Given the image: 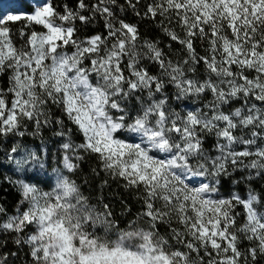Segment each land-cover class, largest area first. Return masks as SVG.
<instances>
[{
  "label": "snow or ice",
  "instance_id": "snow-or-ice-1",
  "mask_svg": "<svg viewBox=\"0 0 264 264\" xmlns=\"http://www.w3.org/2000/svg\"><path fill=\"white\" fill-rule=\"evenodd\" d=\"M140 2L126 0L133 9ZM117 6L78 0L61 13L51 0H37L31 13L0 14V77L7 76L0 142L15 141L5 157L25 177H6L21 199L12 215L0 205L7 217L0 235L26 245L31 264H256L264 256L261 197L251 188L246 199L221 196L219 186L236 171H247L249 181L264 176V0H151L143 15L159 17L160 29L181 46L185 56L175 61L158 42L141 43L138 27L119 19ZM97 16L106 34L81 39L77 21L86 26ZM196 40L207 41L205 55ZM144 61L157 66L156 74ZM169 86L176 101L211 98L177 111ZM65 118L82 143L73 142ZM53 125L64 139L62 167L53 169L55 182L45 191L47 149L41 155L19 138ZM81 152L135 190L142 207L126 227L103 196L91 203L65 174L79 169ZM242 239L250 245L243 251Z\"/></svg>",
  "mask_w": 264,
  "mask_h": 264
},
{
  "label": "trees",
  "instance_id": "trees-1",
  "mask_svg": "<svg viewBox=\"0 0 264 264\" xmlns=\"http://www.w3.org/2000/svg\"><path fill=\"white\" fill-rule=\"evenodd\" d=\"M3 0H0V14L3 13L1 9V3ZM52 4L56 7V9L63 13L64 6L67 5L69 8L75 9L78 4V0H51ZM86 3L91 4L95 3L96 0H85ZM151 0H141V2L136 6L135 9L129 7L126 3V0H118V6L115 11L119 19L125 20V22L134 24L138 27L141 43L143 40L147 39L153 42H158V46L165 52L166 56L169 59L177 60L183 59L185 56L184 51L181 46L175 42L169 40V38L164 34V32L158 26L159 17H157L156 21L145 18L143 13L147 9V4L150 3ZM135 3V0H133ZM123 6V10L121 7ZM30 10L33 8V5H29ZM139 12L140 15L136 13ZM84 15H89L88 12H84ZM20 27V24L17 23L13 26V30L15 31ZM77 27L80 29L78 35L81 39L86 36L94 35L96 33H104L106 31L104 29V21L99 16L96 17L92 23L84 26L81 25L79 21H77ZM176 27V31L180 32L178 26ZM35 30H42L40 26H35ZM183 35L182 32H180ZM19 40V37H16ZM196 51L200 55H205V48L207 47V41H204L203 44L196 40L194 42ZM170 45V47H169ZM70 52L71 49L69 48ZM87 63V62H86ZM144 64L147 65L149 71L153 74L157 72V66L149 63L148 61H144ZM192 75L191 73L189 74ZM203 64L199 65L196 76L199 78H203ZM0 87H7V76L0 77ZM166 93L170 97V107L175 108L177 111H182L185 106L188 107H198L202 106L203 101L210 99V95L205 96L203 100L193 103L195 98H191L186 101H176L171 99L174 96L175 90L169 86L166 88ZM132 104L134 106H138L136 101L133 100ZM235 107L240 106L239 102H234ZM55 112V116H60L61 113L53 109ZM65 123L68 128L72 129L71 138L74 143H82L83 137L78 132L74 125H71L65 118ZM59 130L58 126L53 125L50 129L45 128L42 130L40 136H26L24 138H19L23 140L24 145H35L39 148L43 147L47 149V158H46V171L48 173V180L45 183H42L40 186L43 190H50V186L55 182V173L53 169L62 167L60 164V160L62 159V152L60 151V145L64 142L62 137H58L54 135V132ZM29 131H31V126H29ZM67 131V128L65 129ZM15 141L12 139H5L0 142V205H2L8 215L14 214V211L20 201V193L17 188L9 183L6 177H10L12 180L11 173L6 169L5 162L7 161L5 157V152L9 150L12 143ZM214 142L213 138H209L205 147L210 148L212 143ZM81 155H84L85 158L80 161V167L74 174H68L70 177L75 180L80 186L81 191L87 197H89L91 203H96L97 199L103 196L104 202L110 204L113 215L115 219L119 222L121 228H124L128 225L130 220H133L136 216V213L141 210V203L136 199L135 190H125L123 188V181L120 179H113L111 176L106 175L103 171L100 170V164L97 158L94 155H86L81 152ZM93 169L96 171L94 172ZM247 171H236L232 174L231 177L222 178L221 184L219 186V195L221 196H230L232 193H237L241 198H247L249 188L253 189L260 197L261 203L257 205L259 211L264 212V176L259 178H253L250 181L245 179L247 177ZM233 180L238 181L237 183H233ZM107 181L105 185L104 182ZM237 211L241 212V216L238 220L237 227L243 224V210L242 206L237 207ZM5 216H0V219H6ZM162 234L166 232L165 228H161ZM249 242L247 240H241L240 248L241 250H245L249 247ZM15 252L16 255L12 256L11 253ZM8 255V263L9 264H26L30 261L31 257L29 255L28 249L26 246L19 247L13 242V235H0V255L3 254ZM249 259H251L249 257ZM256 264H264V256H258Z\"/></svg>",
  "mask_w": 264,
  "mask_h": 264
},
{
  "label": "rangeland",
  "instance_id": "rangeland-1",
  "mask_svg": "<svg viewBox=\"0 0 264 264\" xmlns=\"http://www.w3.org/2000/svg\"><path fill=\"white\" fill-rule=\"evenodd\" d=\"M29 5H33V8L31 10L28 8ZM36 6H37V0H3L1 3V9L3 10L2 14L31 13L34 11ZM123 135L124 134L121 133V136ZM26 147L35 150L37 153L43 155V150H44L43 147L39 148L38 146L35 145H26ZM5 167L11 173L13 180L25 178L21 173L16 172L14 166L10 164L8 161L5 162ZM34 172L28 173L27 179H29L30 182ZM26 249H28L27 246ZM26 264H31V259Z\"/></svg>",
  "mask_w": 264,
  "mask_h": 264
}]
</instances>
